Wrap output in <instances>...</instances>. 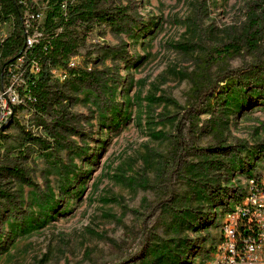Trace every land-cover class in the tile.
I'll return each mask as SVG.
<instances>
[{
	"label": "rangeland",
	"instance_id": "374dc122",
	"mask_svg": "<svg viewBox=\"0 0 264 264\" xmlns=\"http://www.w3.org/2000/svg\"><path fill=\"white\" fill-rule=\"evenodd\" d=\"M88 1L27 0L33 34L64 17L71 55L50 73L67 130L36 115L22 59L0 78V125L12 111L0 133V264H153V250L177 260L185 243L201 247L188 258L198 264L218 233L214 206L234 208L223 190L264 160V0ZM17 27L0 11V51ZM89 71L100 94L65 87ZM46 129L62 148L29 142H54ZM206 218L214 226L199 231Z\"/></svg>",
	"mask_w": 264,
	"mask_h": 264
},
{
	"label": "trees",
	"instance_id": "16d2710c",
	"mask_svg": "<svg viewBox=\"0 0 264 264\" xmlns=\"http://www.w3.org/2000/svg\"><path fill=\"white\" fill-rule=\"evenodd\" d=\"M20 1L21 0H0L1 17L4 20L14 18V20L18 24L17 29L13 31L1 45L0 78L7 70H9V68L13 67L17 60L23 58V62L26 66V84L27 91L30 96L29 102L35 110L36 115H39L40 117H51L52 120L49 126L55 124L56 127L60 128L62 131L67 130L68 123L66 120V116H68V114H65L67 107L62 105V102H64L65 98L67 97L62 96V92L60 94L59 92L57 93L58 87L56 85V82L52 80L50 73L52 67L59 65L62 59L67 58L71 55L70 43L67 40H64L62 31L58 33L64 17H61V20L58 23H54L55 15L51 13L47 17V22L43 25V30H40L41 36L38 38V42L32 49L27 50L25 42V30L27 29L25 28L23 21L25 8L20 4ZM88 2H92V0H89ZM81 9L82 7H75L74 9H72L73 15L81 17L85 15L86 10H84V8L83 10ZM28 33H32V30H29ZM33 60L36 61L40 66L38 76L35 78L29 74V66L31 61ZM71 76L72 77L66 82L65 87H73L76 83H81L85 86V88L96 90L97 94H100L98 92L100 88L98 77L94 76L92 71L80 73L71 72ZM232 88H237L238 91L240 90V87L237 85L232 84ZM236 96L238 95L236 94ZM11 109L13 110L12 106ZM10 121L11 116H9L4 122H1L0 133L7 129V125ZM45 131L49 138H54V142H50L49 140L45 141L38 137H30L28 139L29 142L41 145L42 147H44V149H51L53 148L54 144H56L59 148H62L60 144L64 143L66 140L59 135H55L56 137H53L48 129H46ZM220 150L224 151V149ZM249 169H252V167H249ZM9 172L11 173V176L16 178L20 182L31 184L30 181L25 177L23 171L19 168H10ZM240 175H242V172H240ZM223 191L224 193H222L221 196L226 195V198H229L234 202H236L240 198L239 196L236 197L237 191L235 189H229L227 190V193L225 190ZM228 205L230 204H227L226 202H219V204L214 206V208L227 210L229 209ZM213 226L214 222L206 218L204 221H202L201 226H197V229L199 231H205ZM214 228L216 227L214 226ZM170 248L171 247L168 246L167 248H161L160 251L153 250L151 252L153 257L155 258L153 264H163L164 262H168L169 264H190L188 258L192 255L193 258L196 257L201 251V247H197V245L195 244L190 247L189 243H185L184 249H188L187 256H184L186 250L183 249L181 251V259L177 258V260H175L174 257L173 260L170 255L174 252L173 249Z\"/></svg>",
	"mask_w": 264,
	"mask_h": 264
},
{
	"label": "built area",
	"instance_id": "2783aa9c",
	"mask_svg": "<svg viewBox=\"0 0 264 264\" xmlns=\"http://www.w3.org/2000/svg\"><path fill=\"white\" fill-rule=\"evenodd\" d=\"M20 4L25 8L23 16L27 29L25 42L27 50H30L41 36L33 34L35 20L33 22L29 20L35 19L38 13L33 8L32 13H29L27 0H21ZM29 30H32V33H28ZM69 65L73 66V63L70 61ZM39 71V64L31 61L30 75L35 78ZM11 114L12 111H8L5 119ZM240 176L241 186L236 189L237 192L235 191L236 197L240 198L236 202L231 200L234 204L232 210L230 207L227 210L219 209L220 214L215 228L218 233L207 243L198 264H264V160L257 169H254L251 176Z\"/></svg>",
	"mask_w": 264,
	"mask_h": 264
}]
</instances>
